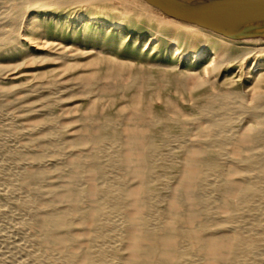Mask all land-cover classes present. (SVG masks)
<instances>
[{"label": "bare ground", "instance_id": "bare-ground-1", "mask_svg": "<svg viewBox=\"0 0 264 264\" xmlns=\"http://www.w3.org/2000/svg\"><path fill=\"white\" fill-rule=\"evenodd\" d=\"M33 3L38 5H34L31 8L34 10L33 13L25 15L26 21L21 22L25 28L24 41L38 40L43 44L49 43V39L59 41L58 44L66 41L69 44L68 47L74 48L77 54H58L52 59H61L65 62L88 56L90 58L88 64H99V67L90 70V73L98 75L101 80H109L101 86L104 91L118 89L121 84H117V81L124 75L131 76L130 89L133 88L135 92L127 103L130 107L128 116L136 126L128 129L123 159L126 161L135 159L136 162L134 174L139 178V186L127 191V196L131 198L133 212H139L143 208L149 211L148 208L151 206L149 200L155 194V182L158 180L156 171L159 166L153 162V159L159 153V138L178 137L182 131L178 127V119L168 116L167 111L204 116L207 110H210L209 107H216L222 112L228 110L227 100L233 91H219L217 97L220 96L221 101L215 102L218 100L217 97L213 98L215 99L213 101L208 95L209 89L214 87L213 80L210 83L207 79L203 80L202 76L209 73H211L209 76H212L213 72L220 71L223 66L234 60H241L240 66H243L245 61H249L255 70L256 77L264 74L262 72L264 70V41H260L264 38H227L169 17L144 0H27L26 4L29 5L27 8L30 9ZM26 13L28 12H24ZM13 24L19 26L20 21L15 20ZM13 31V28L10 29L8 36ZM49 44L51 47L55 45L54 43ZM63 47L67 45L64 44ZM28 54L29 50L24 43L20 45L11 43L7 49L0 50V58H25ZM189 55L191 59L185 63L183 70H178L182 59ZM38 58L51 59L48 54L33 57V59ZM189 84L190 87H188ZM185 87L193 99L201 101L189 109L183 108L179 100L170 94V92L178 94L186 90ZM156 99L162 100L164 108H158L153 104ZM101 118L105 122L112 121L108 115L101 116ZM147 120L150 124L148 133L139 128L144 126ZM222 121L221 123L210 121V124L205 126L206 128L200 127L198 134L206 136L216 144L213 146L214 144L210 141L212 146L206 143V147H200L199 150L187 153L188 158L183 162L182 172L180 171L182 179L176 182V187L187 192L191 203L199 207L197 213L187 212L184 215L178 205L171 201L167 206L168 222L166 220L167 224L164 228L167 232L164 230L165 233L149 226L147 218L132 221L133 223L125 227L127 230L123 232L127 240V257H121L118 254L120 251L117 252L112 243L122 241L123 236L117 234L118 231H115L117 229L112 228L113 225H108L105 218L110 211H119L121 198L125 197L124 190L123 192L118 190L112 194L105 186L93 188L90 193L97 195L98 198L93 206L90 205L92 206L90 209L83 212V217L92 224L88 236L91 241L89 243H93V246L94 244L97 246L100 242L106 244L108 251L111 252L108 255L121 259L122 264H188L189 258L197 254H201L206 261H215L218 264L263 263L262 260L258 261L254 258H261L255 255V252L264 247V222L257 218L256 221L249 222L248 220L245 223L249 228L248 231H241V224L235 222L244 216L245 210L256 208L253 206L255 200L263 199L264 120L259 119V127L251 130L254 134L253 132L240 134L242 135L240 142L243 141L244 143H241L246 144L248 149L238 151L239 158L232 160L236 162V165L230 171L236 175L235 178L222 176L224 172L226 173L223 170L225 167L223 162L227 153L224 143L227 137L223 134L224 127L227 126L224 125L225 121L224 123ZM118 135L117 131H113L107 136L117 141ZM89 138L84 136L82 141L87 142ZM101 152L100 148L93 156ZM94 170L91 171L99 175L105 174L100 168ZM42 176L41 170L35 174L27 173L21 178L20 185L29 189L31 193ZM212 177L213 180H211ZM208 185L222 197L220 208L224 213L223 216L218 214L219 218L213 216L216 217L213 228L208 224L210 218L213 220L212 212L207 205L209 200L202 194L203 189L205 192ZM61 193L63 198H71L79 196L82 190L68 186ZM29 200L24 204H30ZM252 201L254 202L251 203ZM25 208L22 209L25 210ZM72 211L70 209L60 214L37 217L36 224L43 233L41 238L43 244L62 247L75 241L70 234L72 227L69 224V217ZM186 217L192 221L199 218L196 223L197 227H182ZM95 246L93 248H96ZM85 252L86 250L83 253ZM83 255L85 264H93L108 256L101 248ZM73 256L69 254L68 258L73 260Z\"/></svg>", "mask_w": 264, "mask_h": 264}, {"label": "rangeland", "instance_id": "rangeland-1", "mask_svg": "<svg viewBox=\"0 0 264 264\" xmlns=\"http://www.w3.org/2000/svg\"><path fill=\"white\" fill-rule=\"evenodd\" d=\"M26 1L0 0V50L7 49L11 43L13 45L24 43L29 50L25 58H0V264H85L83 254L87 252L101 248L104 254H110L106 244L100 242L97 246L94 244L96 248H93V243H89L88 236L92 224L83 217V212L90 209L98 198L97 195L90 193V190L101 186H105L112 194L124 190L125 197L120 199L118 211L120 213L110 211L105 219L108 225H113L112 228L117 229L115 230L118 231L117 234L123 236L118 244L116 241L112 244L117 252H121L118 253L121 257H127V240L123 232L133 223L132 221L147 218L149 226L165 233L167 229L164 226L168 222L167 206L171 201L178 205L184 215L187 212H198L199 207L191 203L187 192L176 187V182L182 179L183 162L188 158V154L210 143L211 140L206 136L198 134L201 128L210 124V121L219 123L225 121L224 125L227 127H224L223 134L227 137L224 142L227 159L222 160L225 163L223 170L227 174L224 172L222 176L236 177L230 171L236 165L232 160L239 158L238 151L248 149L243 141L240 142L242 136L240 134H251V132L254 134L251 130L259 127V119L264 120V74L256 77L249 61H245V64L240 66L241 60H234L223 66L220 71L213 72L212 76H209L211 73L202 76L203 80L214 82H212L214 87L208 88V95L213 101L219 91H233L230 96L228 95V110L222 112L219 109L221 113L216 107H209L206 116L167 111L168 116L178 119L177 124L182 131L178 137L159 138V153L153 159V162L159 166L156 171L158 180L154 181L156 191L149 200L151 204L149 211L143 208L137 211L138 214L132 211L131 198L127 196V191L139 186V178L134 174L136 162L135 159L131 161L123 159L128 129L136 126L128 116L130 107L127 103L135 92L133 88L130 89L131 76L124 75L119 79L117 84L123 85H119L118 89L104 91L101 86L109 80H101L98 75L90 73V70L98 68L99 64H88L90 60L88 56L65 62L61 59H52L58 54H77L74 48L68 47L66 41L58 44L59 41L49 39V43L55 44L52 47L51 44H43L38 40L24 41L25 28L21 22L24 23L25 15L33 13L34 10L31 8L38 5L33 3L29 9ZM24 12L28 13L24 14ZM13 19L20 21L19 26L13 24ZM12 28L14 31L8 36V31ZM64 44L67 47L64 48ZM43 54H48L51 59H33L34 56ZM190 59V55L183 58L177 69L183 70L185 63ZM262 72L264 73V70ZM190 86L189 84L188 87ZM185 89V92L178 94L170 92L179 100L183 108L189 109L201 102L193 99L186 87ZM216 99L218 100L215 102L221 101L220 96ZM153 104L158 108H164L162 100L156 99ZM251 107L255 110L250 109ZM105 115L111 117L110 123L101 118ZM148 121L144 122V126L139 127L147 133L150 125ZM113 131L119 134L118 142L107 136ZM84 136L90 137L87 142L82 141ZM213 144L215 146L216 143ZM99 147L102 152L93 156L100 150ZM99 168L105 173L104 175L93 172L94 169ZM40 170L43 176L30 193L29 189L20 185L21 178L27 173L35 174ZM213 179L212 177L211 180ZM68 186L77 187L82 193L76 197L63 198L61 192ZM202 194L210 201H207V205L212 212L211 217L223 216L224 213L220 208L222 197L218 192L208 185L205 192L203 189ZM262 198L259 199L260 201H252L256 208L245 210L242 219L236 220L235 223L241 224V231L249 230L245 224L248 220L251 222L258 219L264 222V195ZM27 200L30 204L25 205ZM21 207L26 208L24 210ZM70 209L73 210L69 217V224L72 227L70 234L75 241L62 247L43 244L41 239L43 233L36 224L37 217L60 214ZM261 210L263 213H260ZM135 213L137 214L134 215ZM216 217H213V220L210 218L209 223L208 221L206 223L212 227ZM198 219L192 221L186 217L182 227L195 228ZM85 250L86 252L83 253ZM67 253L74 255L73 260L68 258ZM255 255L261 258L254 259L262 260L263 263H258L264 264V247L256 250ZM203 260H205L203 256L197 254L189 258L188 264H218L215 261ZM121 262V259L108 255L97 264H122Z\"/></svg>", "mask_w": 264, "mask_h": 264}, {"label": "water", "instance_id": "water-1", "mask_svg": "<svg viewBox=\"0 0 264 264\" xmlns=\"http://www.w3.org/2000/svg\"><path fill=\"white\" fill-rule=\"evenodd\" d=\"M144 1L169 17L227 38H264V0Z\"/></svg>", "mask_w": 264, "mask_h": 264}]
</instances>
